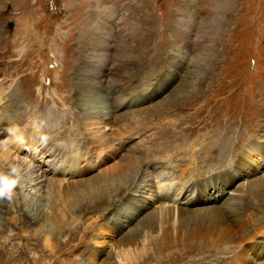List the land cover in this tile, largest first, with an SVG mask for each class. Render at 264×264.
Masks as SVG:
<instances>
[{
  "label": "rangeland",
  "instance_id": "rangeland-1",
  "mask_svg": "<svg viewBox=\"0 0 264 264\" xmlns=\"http://www.w3.org/2000/svg\"><path fill=\"white\" fill-rule=\"evenodd\" d=\"M74 1L0 0V15L3 17V13H5L3 32L0 36V114H3L0 115V169L5 165V159L8 157L2 146L6 145L15 154L20 155L17 152V142L33 140L36 147L35 155L30 158L31 160L26 157V160H30L41 172H46L45 174L52 176L56 158L55 152H52V140L55 141L54 135L67 138L69 135L64 134V131L70 132L71 124L78 119L75 118V113L86 104L83 102L82 96L87 91L79 88L78 84L81 79L76 77L73 70L67 72L65 62L68 15L81 7L84 0ZM119 1H122L121 5L123 3L124 5L116 6L119 13L114 15L113 23L121 27L120 33L123 29L125 30L126 38L122 42L124 46L122 51L128 50V46L132 44L134 39H139L138 35H141L143 26H145L143 23L146 21L155 27L156 32H154L156 34L154 33L149 41L148 55L145 62L157 59L162 32H166L168 40L159 61H153L151 66L150 62L142 64L144 67L146 66V70L150 67L149 75L141 74L132 82L130 80H128L129 82L127 80V82L123 81L116 89L125 91L144 89L141 94L142 97H140L141 100L149 97L153 99L154 103L157 101L164 102L167 96L173 97L172 95L181 88L180 84L186 72H190L189 77L194 76L203 79L195 73L202 71L200 66L206 65L211 60L209 52L205 50L192 51L193 53H190L187 59L181 60L176 66H172L170 45L174 33L173 21L175 18L179 20L175 24L178 25L180 31H186L192 25L193 40H196L195 37L202 35H206L208 40H212L218 35L219 23L222 20L220 13L225 10V0H111L107 4L113 7ZM229 1L227 0L226 3ZM72 2L74 4H71L73 5L71 7L69 5ZM87 2H85V5ZM207 2L209 5H204ZM259 3L262 7L260 44L263 51L257 56L252 54L246 68L249 73L246 72L245 77L253 79L254 71L259 69L260 75L258 76L264 81V0H260ZM123 10L128 15L122 21ZM259 11L260 9L257 10V13ZM102 18L105 19L106 17L102 16ZM258 63L263 64V71L260 67L258 68ZM175 67L181 69L178 68V71L173 73L171 69ZM107 77L108 75L106 76V85H108ZM64 80L66 81L64 82ZM85 80L86 78L83 82ZM130 83L131 85H128ZM209 86V83L205 82L203 89H208ZM262 90V92H257V95L252 91L254 95L251 99L248 98L249 104L255 109V115L252 113L254 109L249 111V114L245 111L247 116L240 115L237 120L232 118L230 122L226 120L228 116L225 115V110L228 109L226 106H233L230 103H224V100L217 107H214L211 103H206L203 106L204 101L208 102L207 95L202 97L201 100L184 105L177 112L170 111L168 115L164 116L158 113L155 117L143 120L142 130L141 126L137 130L131 129L130 126H127L128 121L124 118L118 121L117 126L119 128L124 129L127 126L126 130L132 134L129 139V146L136 143V134L139 135L142 132L149 136L146 138L147 143L145 141L143 145L149 148L156 147L160 151L159 155L157 154L158 157L165 158V153L168 156L171 155L170 158L181 157L182 159H175L174 162L177 163L179 160L181 163L187 164L185 166L187 171L195 168V174H197L199 180L207 178L213 171L221 172L223 174L221 186L224 184L223 186L230 191L233 188L237 189L236 192L241 196L232 201L234 210H236L234 213L230 211L228 206L223 214L212 213L209 212L211 207H204L202 202L197 201L193 211L200 212V215L196 219L188 216V227H186V230L181 228V230L184 229V231L193 233L183 234L176 240V244L170 245V255L169 252L168 254L144 253L139 256L136 264H264V172L257 177L243 180L244 175L236 167L237 163L234 157V152L241 149L238 146L239 141L247 140V143L254 140L253 131L256 129L257 124L264 129V89ZM166 93L168 94L166 95ZM223 98L225 97L223 96ZM189 100L190 98L180 99L181 102H188ZM114 101L111 105L117 104ZM149 101L147 100L143 105L148 104ZM6 103L7 108H4L3 106ZM257 108L261 112L259 118H257ZM18 110L21 111L18 112ZM232 111L234 110L232 109ZM192 115L196 122H193L194 125L190 126L186 120ZM228 115L233 116V112ZM132 118L140 125L138 119ZM255 121L257 123L253 125ZM54 123L56 126L53 125ZM149 123L153 124L150 125ZM233 123L234 125L229 133L231 138L229 143H232L230 158L223 159L224 157L213 152L215 146L223 141L221 137L218 141L216 140L217 129L221 131L227 128L228 132L229 126ZM33 129L37 130L34 132ZM84 139L85 136L80 129L77 132L75 143L78 142L81 149H84L83 153H86ZM260 141H264V133H260ZM25 146L29 147L30 145L26 144ZM107 146L111 148L113 145L108 142ZM54 148H56V145ZM191 149L194 150H192L193 156L197 155V157L194 156L193 160L188 159L187 156ZM139 151L133 155L135 158H139L141 153ZM23 152L25 154L28 151L24 149ZM128 153V151H125L124 156H127ZM211 158L213 160H210ZM159 161L149 162L156 164ZM142 162L143 158L141 159ZM228 163L229 165H227ZM201 164L206 167L201 166ZM6 166L8 165L6 164L4 168H7ZM222 167L224 168L222 169ZM21 168L19 167V169ZM6 170L8 173L11 172L10 168ZM17 171L13 175L17 176ZM211 180H213V183L210 187L217 191L220 187V179L217 180L216 177H212ZM119 185L123 188V181H120ZM17 187L18 184L14 190H18ZM47 192L49 190L45 191L39 199L41 203L35 205L32 202L25 204L23 199H20L19 204L13 198L0 201L2 205L0 207V221L2 222L0 230V264H105L109 261L107 255L117 249V241L121 236L120 232L113 230V218L120 216V213L123 212L122 209L128 203L129 195L122 194V203L114 202L116 208L112 205L110 208L108 207L109 209H94L87 212V216L82 222L86 220L87 223L92 224L86 230L82 228V223L78 225L79 236L76 235V239L71 238L69 240L70 236L74 234L72 231L73 225L67 224L66 221L61 219L62 213L61 210H58L60 209L59 206L55 211V214H57L56 219L53 217L47 219L46 215L43 216L44 218L42 217L44 223L47 224L46 230L36 231L38 227L31 212L36 210L40 212L41 208L37 205L47 203ZM216 194L219 193L211 195L210 202L207 204H217L228 196L225 195L218 200L214 196ZM50 200H52V197ZM51 204L53 203L51 202ZM218 207L224 208V204L218 205ZM202 212L206 214H202ZM83 216L85 215H82L81 219H83ZM143 216L139 217V221H142L141 228L136 232L139 231V234H142L141 237L153 241L157 237L154 228L158 229L157 226L160 224L167 226V216L162 214L160 216H146L142 219ZM236 218L241 219L238 224ZM24 221L26 224L23 223ZM172 225V227H175L176 224ZM132 226L131 228H133ZM60 228L64 230L65 237L56 236ZM124 230H127L126 226H123L121 233H124ZM187 235H192L190 242L185 241ZM223 237H226L224 243H222ZM144 238H139L134 246L140 247L138 242ZM194 242H198L200 245L206 243L207 247L204 249L198 247V252H193L189 246Z\"/></svg>",
  "mask_w": 264,
  "mask_h": 264
},
{
  "label": "bare ground",
  "instance_id": "bare-ground-1",
  "mask_svg": "<svg viewBox=\"0 0 264 264\" xmlns=\"http://www.w3.org/2000/svg\"><path fill=\"white\" fill-rule=\"evenodd\" d=\"M87 1L84 0L81 7L68 15L67 21L69 23L67 22L68 31L65 43L67 46L65 57L67 72L69 73V70H73L76 73V77L81 79L78 86L81 90L87 91L82 96L83 102L86 104L75 113V118L78 119L71 124L70 132L63 130L64 134L69 135L67 138L54 135L55 141L52 140V152H55L56 158L52 169V176H48L45 174L46 172H41L30 161V158L36 152L33 140L17 142V152L20 155L11 151L10 147L8 148L6 145L2 146L8 155L5 159L6 163H4L10 169L16 168L18 170L19 167H22L17 171V176L19 177L18 190H14L13 197L18 204L20 199H23L25 204H28V202H32L34 205L41 203L39 199L43 196L42 194L49 190L47 192V203L37 205L41 208L40 212H38L39 210L31 212L38 227L37 232L45 231L47 228V224L43 221V216L46 215L47 219L50 217L56 219L57 214H55V211L57 206H59L60 209L58 210H61L62 213L61 219L66 221L67 224L73 225L72 231L74 234L70 236L69 240L71 238L76 239V235L79 236L80 232L78 225L82 223V228L86 230L92 224L87 223L86 220L82 222L87 216V212L94 209H109L112 205L115 207L116 204L114 202L118 201L119 204L122 203V194H128V203L122 209L123 212L120 213V216L113 218V230L120 232L121 236L117 241V249L107 255L109 261L105 264H136L139 256L144 253L151 252L155 254L157 252L156 254H168L171 248L170 245L176 244L177 239L183 234L193 233L184 231V229L181 230V228H185L186 230V227H188V216L196 219L200 215V212L193 211L197 201L202 202L204 207H211L209 212L212 213L223 214L227 206L234 213L236 210H234L232 201L238 198L239 193L236 192L237 189L233 188L230 191L223 186L224 184L221 186L223 175L221 172L213 171L207 178L199 180L196 176L197 174H195V168L187 171L185 169L187 164L185 165L179 161L181 157L170 158L169 156L171 155L168 156L167 153L164 155L165 158L158 157L160 151L156 147L149 148L143 145L145 141L147 143L146 138L149 136L142 132L139 135L136 134V143L129 146L128 143L132 134L126 130L127 126L137 130L143 124V120L155 117L158 113L164 116L168 115L170 111L177 112L179 108H182L186 104H191V102L201 100L205 95L208 97V102L204 101L203 106L206 103H211V105L217 107L222 100L225 101L224 103H230L233 106H226L228 109L225 110V115L228 116L226 119L228 122L232 118L237 120L240 115H246L245 111L248 113L253 110L254 107L249 104L248 98H252L253 92L257 95V92L263 91L264 81L258 76L260 75L259 69H257L258 71H254L252 75L253 79H247L245 76L246 72H248L246 68L252 58V54L257 56L263 51L260 44L262 7L261 3H259L260 0H230L228 3L225 0V10H222L223 12L221 11L220 13L222 20L219 23L218 35L212 40H208L206 35L195 37L196 40H193L192 25L188 30L180 31L178 25L175 24L179 20L175 18L173 21V39H171L170 45L172 66H176L181 60L187 59L188 55L193 53L192 51L205 50L209 52L211 60L206 65L200 66L202 71L200 70L199 73H195L203 79L194 76L189 77L190 72L188 71L183 75L184 79L180 84L181 88L172 95L173 97L167 96L164 102L157 101L154 103L153 99L149 97L141 100L140 97H142L141 94L144 92V89L125 91L116 88L123 81L130 80L132 82L141 74L149 75L150 67L146 70V66L144 67L142 64L150 62L151 66L153 61H159L163 49L167 46L168 37L166 32L160 34L161 40L157 59L145 62L148 55L149 41L156 32L154 30L155 27L147 21L144 22L145 26H143L141 35L137 34L139 39H134L130 46L126 44L125 46H128L129 49L122 51L124 49L122 42L126 38L125 30L123 29L120 33L121 27L113 23L114 15L119 13L116 6L121 5L122 1L117 2L113 7L107 4L111 0ZM74 2L70 3L69 6L72 7L73 5L71 4H74ZM85 2H87L86 5ZM208 2L210 3V1ZM208 2L204 3V5H209ZM259 9L260 11L257 13ZM127 15V12L123 10L121 20L123 21ZM102 16L106 18L103 19ZM4 18L5 13H3V17L0 15V36L1 32H3ZM234 25L236 26L234 27ZM257 65L263 71V64L258 63ZM178 68L180 67H175L171 70L174 73L178 71ZM107 75L108 85L105 82ZM180 75L182 76V74ZM84 78L86 80L83 82ZM205 82H208L210 85L208 89H203ZM128 85H131V83ZM183 98H190V100L188 102H181L180 99ZM113 100L117 102L116 105H111ZM147 100H150L149 103L143 105ZM3 107L7 108V103ZM257 110V118H259L261 112H259V108ZM231 112H233V116L228 115ZM252 113H255V109ZM9 115L11 114L9 113ZM193 115L189 116L186 120L190 126L194 125L193 122H196ZM132 117L138 119L140 125L137 121H133ZM121 118L128 121V125L124 129L117 126ZM256 121L255 123L253 122V125H256ZM233 125L234 123L229 126L228 132L227 128L221 131L217 129L216 140L218 141L221 137L223 141L215 146L213 152L224 157L223 159L230 158L232 143H229L231 139L229 133ZM80 129L85 136L86 153H83L84 149H81V145L78 142L75 143L77 132ZM253 133L254 140L247 143V140L239 141V145H237L241 149L234 152L237 163L236 167L244 175L243 180L257 177L264 172V141H260V133H264V129L257 124ZM108 142L113 145L111 148L107 146ZM117 142H119L118 145ZM242 142L244 143L241 144ZM26 144L30 146L26 147ZM55 145L56 148H54ZM24 149L28 151L25 154L23 152ZM192 150H189V154H187L190 160H193L194 156L197 157V155L193 156ZM125 151L129 152L127 156H124ZM138 151L141 152L140 156L139 158H135L133 155ZM26 157L30 160H26ZM141 157L143 158L142 163ZM175 159H179L177 163L174 162ZM153 160L160 161L156 164L149 162ZM210 160L213 159L211 158ZM5 165L1 166L0 171L8 173L7 170L5 171L7 169L4 168ZM201 166L206 167L204 164H201ZM212 177H216L217 180L220 179V187L217 191H214L210 187L213 183ZM120 181L124 183L123 188L119 185ZM215 193H219L214 195L218 200L225 195L228 196L217 204H207L210 202V196ZM51 197L52 200H50ZM222 204H224V208L218 207V205ZM0 207H2L1 202ZM162 214L167 216L169 224L167 223V226L160 224L157 226L158 229L154 228L157 237L153 241L141 237L142 234H139V231L138 233L136 232L141 228L142 221H139L140 216L144 215L142 218L144 219L146 216H160ZM202 214L206 213L202 212ZM82 215H85L83 219H81ZM137 215L139 216L136 218ZM132 221L134 222L131 223ZM240 221L241 219L236 218L237 224ZM172 222L177 227L176 225L172 227V224H174ZM23 223L26 224L25 221ZM123 226H126L127 230L121 233ZM1 228L2 222L0 221V230ZM64 234V230L60 228L56 236L65 237ZM138 236L144 239H140L138 242L140 247H135L136 241L139 240ZM225 238H222V243L226 242ZM191 239L192 235L185 237L186 242H190ZM198 247L204 249L207 246L206 243L200 245L198 242H194V244L189 246L193 252H198Z\"/></svg>",
  "mask_w": 264,
  "mask_h": 264
},
{
  "label": "clouds",
  "instance_id": "clouds-1",
  "mask_svg": "<svg viewBox=\"0 0 264 264\" xmlns=\"http://www.w3.org/2000/svg\"><path fill=\"white\" fill-rule=\"evenodd\" d=\"M17 169L12 168L11 172L0 171V199L11 200L14 196V189L18 184L19 177L13 175Z\"/></svg>",
  "mask_w": 264,
  "mask_h": 264
}]
</instances>
